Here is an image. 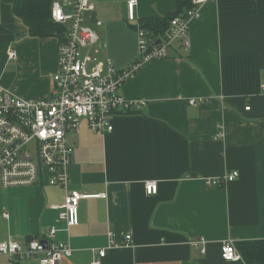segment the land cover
Returning <instances> with one entry per match:
<instances>
[{
  "label": "crops",
  "instance_id": "0c3cea01",
  "mask_svg": "<svg viewBox=\"0 0 264 264\" xmlns=\"http://www.w3.org/2000/svg\"><path fill=\"white\" fill-rule=\"evenodd\" d=\"M128 1L91 0L87 17L100 41L83 53L118 71L140 59L138 27L163 29L155 21L177 10L176 0H138L130 22ZM189 32V50L176 43L121 88L140 108L115 113L111 133L93 132L84 119L68 134L67 190L46 176L0 190V242L26 248L56 229L55 240L73 251L63 264H93L100 249H107L103 264H264V0L208 2ZM59 45L30 37L0 0V86L23 99L48 96ZM234 171L235 181L207 186ZM149 181L158 183L156 195L146 193ZM69 191L105 197L82 201L80 224L67 231L52 207ZM201 239L204 246L196 245ZM227 242L240 261L222 258ZM14 263L39 264L0 255V264Z\"/></svg>",
  "mask_w": 264,
  "mask_h": 264
},
{
  "label": "built area",
  "instance_id": "2783aa9c",
  "mask_svg": "<svg viewBox=\"0 0 264 264\" xmlns=\"http://www.w3.org/2000/svg\"><path fill=\"white\" fill-rule=\"evenodd\" d=\"M216 0H192V8L171 21L170 28L161 39L149 37L138 27L140 59L125 70L118 71L113 62L99 61L97 56L83 51L98 45L97 33L87 24L88 14L94 11L91 0H76L61 4L54 2L51 17L57 24L67 25L68 35L59 45V70L53 77V88L48 96L23 99L0 86V190L38 184L45 176L51 186L67 190L70 182L68 168L74 148L68 142V134L79 132L81 120L97 134L111 133V119L115 113H128L140 108L121 95V88L138 73L148 61L166 59L171 48L180 43L187 50L191 47L190 24L201 18L202 8ZM138 0L128 1V18L136 20ZM102 26L101 22H97ZM11 58L16 53L10 54ZM191 101L190 104H195ZM251 108L247 107L249 111ZM238 171L223 178L209 179L208 187L218 188L239 177ZM148 195L158 193V183L145 184ZM105 197L86 195L77 191L67 192L65 203L53 206L59 210V218L66 230L80 224L79 209L84 200ZM8 218V215H5ZM57 230L51 229L44 240L31 239L26 248L13 241L0 242V255L15 259H35L39 264H63L72 256L69 244L55 240ZM110 247H115L110 233ZM131 236L126 237L129 244ZM201 239L196 245L204 246ZM205 252V249H202ZM93 264H103L107 249L96 251ZM222 258L227 262L241 260L235 246L227 242L222 247ZM15 264V263H14Z\"/></svg>",
  "mask_w": 264,
  "mask_h": 264
},
{
  "label": "trees",
  "instance_id": "16d2710c",
  "mask_svg": "<svg viewBox=\"0 0 264 264\" xmlns=\"http://www.w3.org/2000/svg\"><path fill=\"white\" fill-rule=\"evenodd\" d=\"M12 6V10L26 26L32 38H57L61 43L65 42L68 35L67 25L53 22L51 17L52 1L50 0H3ZM177 10L163 19L155 21L163 29L152 30L143 26L149 37L163 38L171 21L192 8V0H176ZM152 21H150V24ZM148 25V24H146ZM153 26L155 24L153 23ZM164 28H167L164 30Z\"/></svg>",
  "mask_w": 264,
  "mask_h": 264
},
{
  "label": "rangeland",
  "instance_id": "374dc122",
  "mask_svg": "<svg viewBox=\"0 0 264 264\" xmlns=\"http://www.w3.org/2000/svg\"><path fill=\"white\" fill-rule=\"evenodd\" d=\"M189 34H190V32H189Z\"/></svg>",
  "mask_w": 264,
  "mask_h": 264
}]
</instances>
